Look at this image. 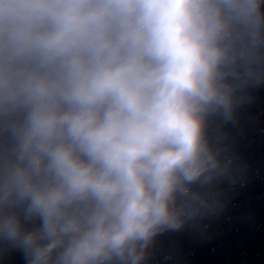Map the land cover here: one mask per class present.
I'll return each instance as SVG.
<instances>
[{"label": "clouds", "instance_id": "9594fccd", "mask_svg": "<svg viewBox=\"0 0 264 264\" xmlns=\"http://www.w3.org/2000/svg\"><path fill=\"white\" fill-rule=\"evenodd\" d=\"M264 83V0H0V253L145 264L224 207L210 131Z\"/></svg>", "mask_w": 264, "mask_h": 264}, {"label": "water", "instance_id": "95a60500", "mask_svg": "<svg viewBox=\"0 0 264 264\" xmlns=\"http://www.w3.org/2000/svg\"><path fill=\"white\" fill-rule=\"evenodd\" d=\"M249 99L233 121L213 117L210 131L243 167L234 184L223 182L225 204L217 214L157 235L145 264H264V83L248 89ZM0 264H25L23 251L8 248Z\"/></svg>", "mask_w": 264, "mask_h": 264}]
</instances>
